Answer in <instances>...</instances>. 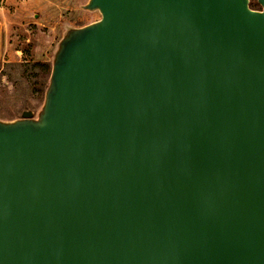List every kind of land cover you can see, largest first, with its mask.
Segmentation results:
<instances>
[{"label": "water", "instance_id": "95a60500", "mask_svg": "<svg viewBox=\"0 0 264 264\" xmlns=\"http://www.w3.org/2000/svg\"><path fill=\"white\" fill-rule=\"evenodd\" d=\"M88 0L41 109L0 118V264H264V0Z\"/></svg>", "mask_w": 264, "mask_h": 264}, {"label": "rangeland", "instance_id": "374dc122", "mask_svg": "<svg viewBox=\"0 0 264 264\" xmlns=\"http://www.w3.org/2000/svg\"><path fill=\"white\" fill-rule=\"evenodd\" d=\"M87 2L0 0V116L4 119L18 118L24 110L37 114L41 109L45 92L17 69V63L45 61L52 65L69 26L79 27L101 18L99 11L82 8Z\"/></svg>", "mask_w": 264, "mask_h": 264}, {"label": "trees", "instance_id": "16d2710c", "mask_svg": "<svg viewBox=\"0 0 264 264\" xmlns=\"http://www.w3.org/2000/svg\"><path fill=\"white\" fill-rule=\"evenodd\" d=\"M251 6L255 9L260 8V5L256 0H252ZM51 68V63L45 61H34L30 64H24V62L17 63V69H22L23 75L28 77L31 82L35 83V87H37L41 93L45 92L51 73ZM0 118L4 119L3 116H0Z\"/></svg>", "mask_w": 264, "mask_h": 264}]
</instances>
